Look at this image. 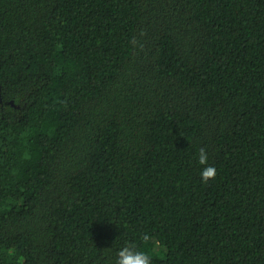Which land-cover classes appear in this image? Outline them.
I'll use <instances>...</instances> for the list:
<instances>
[{
    "label": "trees",
    "instance_id": "trees-1",
    "mask_svg": "<svg viewBox=\"0 0 264 264\" xmlns=\"http://www.w3.org/2000/svg\"><path fill=\"white\" fill-rule=\"evenodd\" d=\"M0 264H264V0H0Z\"/></svg>",
    "mask_w": 264,
    "mask_h": 264
}]
</instances>
